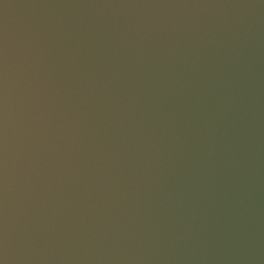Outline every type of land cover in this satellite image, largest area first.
Listing matches in <instances>:
<instances>
[{
	"label": "water",
	"instance_id": "water-1",
	"mask_svg": "<svg viewBox=\"0 0 264 264\" xmlns=\"http://www.w3.org/2000/svg\"><path fill=\"white\" fill-rule=\"evenodd\" d=\"M264 264V0H0V258Z\"/></svg>",
	"mask_w": 264,
	"mask_h": 264
},
{
	"label": "clouds",
	"instance_id": "clouds-1",
	"mask_svg": "<svg viewBox=\"0 0 264 264\" xmlns=\"http://www.w3.org/2000/svg\"><path fill=\"white\" fill-rule=\"evenodd\" d=\"M0 264H7V259L5 258H0Z\"/></svg>",
	"mask_w": 264,
	"mask_h": 264
}]
</instances>
